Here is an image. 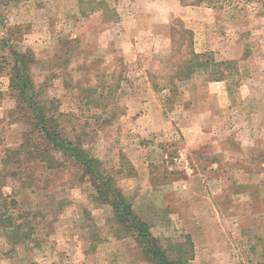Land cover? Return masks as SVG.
Returning a JSON list of instances; mask_svg holds the SVG:
<instances>
[{
  "label": "rangeland",
  "instance_id": "1",
  "mask_svg": "<svg viewBox=\"0 0 264 264\" xmlns=\"http://www.w3.org/2000/svg\"><path fill=\"white\" fill-rule=\"evenodd\" d=\"M179 19L198 52L236 62L228 80L167 83ZM10 48L31 52L38 97L164 246L189 235L191 264L263 260L264 0H0V264H151L81 167L29 158L45 145ZM192 114L215 145L170 136Z\"/></svg>",
  "mask_w": 264,
  "mask_h": 264
},
{
  "label": "trees",
  "instance_id": "2",
  "mask_svg": "<svg viewBox=\"0 0 264 264\" xmlns=\"http://www.w3.org/2000/svg\"><path fill=\"white\" fill-rule=\"evenodd\" d=\"M177 22L180 29L173 23L170 26L172 44L175 43L183 48L185 53H181L178 58L173 53L168 58L173 74L164 77L167 83L174 86L178 81L193 79L197 72L201 73L206 81L228 80L236 62L234 60L217 62L213 58V53L197 52L194 48L193 30L185 26L182 20L179 19ZM9 55L11 56L9 85L16 98L17 108L24 112L28 123L33 125V132L43 140L45 145L44 149L38 147L35 149L36 153L31 152L29 158L38 157L42 161L47 159L50 151L58 150L63 157L70 158L84 170V173L89 175L100 196L112 206L118 222L131 232L145 258L151 264H191L194 247L191 237L186 236L183 243L164 246L161 239L152 232L150 224L134 211L132 203L126 199L120 189L103 176L96 166V159L82 147L80 140L67 136L61 129L55 114L50 112L49 104L37 95L30 75L31 52L10 48ZM151 81L156 91L162 89L160 82L153 76ZM32 139L28 138V141H24L22 147ZM8 218L12 219V216ZM174 251H178V253L171 257L170 255ZM258 264H264V258Z\"/></svg>",
  "mask_w": 264,
  "mask_h": 264
},
{
  "label": "crops",
  "instance_id": "3",
  "mask_svg": "<svg viewBox=\"0 0 264 264\" xmlns=\"http://www.w3.org/2000/svg\"><path fill=\"white\" fill-rule=\"evenodd\" d=\"M228 90L231 91L229 87ZM166 128L169 129V122H166ZM175 128L176 129L173 131V134L170 133V136L175 138V133H179L180 130V132L182 133V135L180 134V137H183L186 148L190 149L191 151L200 149L202 146L208 143H214V145L217 143V140L215 142H210L212 139H216V137L212 138V133L208 135V133L204 131L201 123V118L197 114H192L188 118L182 119L178 126Z\"/></svg>",
  "mask_w": 264,
  "mask_h": 264
}]
</instances>
